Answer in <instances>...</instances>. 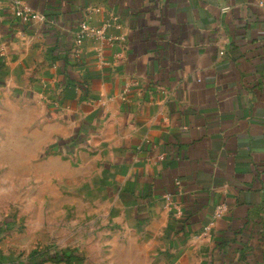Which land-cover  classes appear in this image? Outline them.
Here are the masks:
<instances>
[{"label": "crops", "instance_id": "obj_1", "mask_svg": "<svg viewBox=\"0 0 264 264\" xmlns=\"http://www.w3.org/2000/svg\"><path fill=\"white\" fill-rule=\"evenodd\" d=\"M11 1L0 55L9 91L40 111L34 157L54 145L46 165L71 158L73 173L98 174L78 190L101 191L108 226L165 244L168 264H264L259 0H22L28 22ZM83 19L109 26L75 53Z\"/></svg>", "mask_w": 264, "mask_h": 264}, {"label": "rangeland", "instance_id": "obj_2", "mask_svg": "<svg viewBox=\"0 0 264 264\" xmlns=\"http://www.w3.org/2000/svg\"><path fill=\"white\" fill-rule=\"evenodd\" d=\"M1 57L0 264H30L34 250L49 248L76 250L82 256L70 262L41 264L172 262L171 257L162 254L161 246L165 244L160 245L157 239L126 236L118 224L108 226L103 216L107 203L102 192L89 199L92 192L77 187L87 182V177L97 182L98 174L90 175L86 169H81L80 175L73 173L75 160L71 158H52L46 165L43 156L54 154L50 153L54 145L34 157L29 150L30 137L40 136L42 129H35L31 121L36 119L32 114L40 111L34 110L36 100L28 94L9 91L13 81L4 76L7 65Z\"/></svg>", "mask_w": 264, "mask_h": 264}, {"label": "built area", "instance_id": "obj_3", "mask_svg": "<svg viewBox=\"0 0 264 264\" xmlns=\"http://www.w3.org/2000/svg\"><path fill=\"white\" fill-rule=\"evenodd\" d=\"M257 4L264 8V0H259ZM12 11L13 14L20 18L24 22L30 21L32 18H34L33 10L32 8L23 2L22 0H12L11 1ZM228 10V6L222 7V11ZM109 26L108 22H105L101 27L99 28H92L89 26L87 19H83L78 24V29L76 31V37H75V53H79L81 51V46L83 44V41L87 37H98V38H104V34L106 31V28ZM179 184V182H176ZM166 203H170V195L166 194L164 197ZM227 207L225 203H219L213 212V219H217L222 216V214L226 211Z\"/></svg>", "mask_w": 264, "mask_h": 264}, {"label": "trees", "instance_id": "obj_4", "mask_svg": "<svg viewBox=\"0 0 264 264\" xmlns=\"http://www.w3.org/2000/svg\"><path fill=\"white\" fill-rule=\"evenodd\" d=\"M31 260L30 264H41L46 261L52 262H70L73 259L79 258L81 255L76 250H54V249H45L42 251L34 250L31 253Z\"/></svg>", "mask_w": 264, "mask_h": 264}]
</instances>
